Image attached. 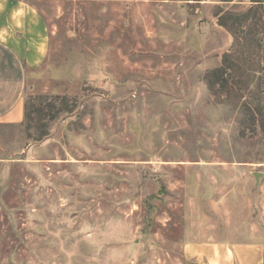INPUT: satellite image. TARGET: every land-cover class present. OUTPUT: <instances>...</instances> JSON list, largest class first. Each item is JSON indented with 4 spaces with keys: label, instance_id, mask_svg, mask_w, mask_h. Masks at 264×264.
<instances>
[{
    "label": "rangeland",
    "instance_id": "1",
    "mask_svg": "<svg viewBox=\"0 0 264 264\" xmlns=\"http://www.w3.org/2000/svg\"><path fill=\"white\" fill-rule=\"evenodd\" d=\"M32 5L49 45L23 121L0 125V264H245L264 243V0Z\"/></svg>",
    "mask_w": 264,
    "mask_h": 264
},
{
    "label": "crops",
    "instance_id": "2",
    "mask_svg": "<svg viewBox=\"0 0 264 264\" xmlns=\"http://www.w3.org/2000/svg\"><path fill=\"white\" fill-rule=\"evenodd\" d=\"M34 1L0 0V125L23 121L26 71L47 57L48 29ZM258 244L245 249V264H264V243Z\"/></svg>",
    "mask_w": 264,
    "mask_h": 264
}]
</instances>
